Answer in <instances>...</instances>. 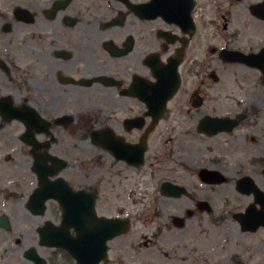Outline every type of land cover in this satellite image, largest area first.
<instances>
[{
	"label": "flooded vegetation",
	"instance_id": "obj_1",
	"mask_svg": "<svg viewBox=\"0 0 264 264\" xmlns=\"http://www.w3.org/2000/svg\"><path fill=\"white\" fill-rule=\"evenodd\" d=\"M181 111L198 142L191 185L123 189L116 199L130 211L106 213L115 204L104 178L67 175L70 161L52 153L76 137L137 175L153 166V137ZM14 122L34 181L26 198L0 189V263L23 241L4 208L17 200L30 216H49L34 227L27 264H96L101 218L121 219L124 233L97 264H251L247 252L264 264V0H0V130ZM136 146L140 167L109 150ZM183 197L181 212L163 201ZM224 221L245 247L233 253L227 237L218 259L216 240L200 230Z\"/></svg>",
	"mask_w": 264,
	"mask_h": 264
},
{
	"label": "rangeland",
	"instance_id": "obj_2",
	"mask_svg": "<svg viewBox=\"0 0 264 264\" xmlns=\"http://www.w3.org/2000/svg\"><path fill=\"white\" fill-rule=\"evenodd\" d=\"M144 49V45L139 43L136 52L132 55V73L136 71L135 67L139 65L140 57L138 54ZM232 78L235 77L233 76ZM182 113L181 111L177 117L168 122L153 137L149 158L153 166L137 172V175H132V171H127L122 165L115 166L116 164L112 163L109 156L99 149L74 145L77 143L76 137H73L71 142L68 140L70 143H66L65 147L52 148V153L59 154V156H63L70 161V169H67L65 172L67 175L90 174L92 177H95L94 179L104 178V195L108 196L110 194L113 197L111 204H115L113 208H105L106 213L117 212L118 207L122 208L124 206L126 207V211H130L131 208L128 202L116 199L118 193L124 192L123 189L127 190L130 187L142 188L144 186L157 188L160 187L159 182L164 179L180 181L191 185L192 174L194 172L193 166L196 161L194 150L198 142L192 132L186 127L188 121H186ZM19 133L20 127L16 122L7 124L6 128L0 130V189H11L15 193H22L23 198H26L24 194L29 192L34 181L32 170L33 155L31 149L21 143L17 137ZM161 134H163V137H159ZM168 150H171V153L175 154L170 159H167L166 156ZM88 159H91L90 163H87ZM149 172L153 174L148 175L147 173ZM163 201L164 203H173L172 207L175 212H181L187 208L188 198L183 197L178 201L171 202ZM4 208L11 213L10 218L12 216L14 219L13 225L16 237L23 240L21 247L18 248L15 245L11 248L8 261L5 264H27L23 261L22 254L28 247L34 244V239H36V234L33 232L34 227L41 225V221L47 220L49 216L45 215L43 219L30 216L25 210L23 201L11 200ZM132 213H135V210H132ZM209 218L205 216L206 220L211 221ZM219 225L221 227H218ZM218 226L214 230L209 226L200 230L201 236L208 235L210 239L214 238L216 240L218 259L226 257L225 254H221L219 247L222 240L227 237L233 239L231 251L233 253H243L244 242L235 236L236 230L231 226L229 221H224L223 224L219 223ZM244 257L252 261L251 264H259V256L255 252H247L244 254Z\"/></svg>",
	"mask_w": 264,
	"mask_h": 264
},
{
	"label": "water",
	"instance_id": "obj_3",
	"mask_svg": "<svg viewBox=\"0 0 264 264\" xmlns=\"http://www.w3.org/2000/svg\"><path fill=\"white\" fill-rule=\"evenodd\" d=\"M190 20V19H189ZM174 21L176 23L183 22V20L179 19H174L170 20ZM166 78H169L168 75ZM143 100H147V98L143 97ZM109 150L113 153V155L117 159L125 160L129 163H131L134 166L140 167L142 165V158H143V153H144V148L141 146H136L134 152L132 154L129 153L128 149H122V148H109ZM138 154V155H137ZM39 171V170H37ZM41 172V171H39ZM42 177H46L45 173H41ZM54 195V194H53ZM35 200L32 197L31 203H34ZM94 227L96 228V233L94 235L95 241L99 244L100 246V251H99V258L96 260V263L99 262V260L103 257L104 252L106 251V246L107 242L122 234L124 232V222L121 220H114V219H97L94 223ZM92 238H89V242H92ZM95 259H90L89 262L93 261Z\"/></svg>",
	"mask_w": 264,
	"mask_h": 264
}]
</instances>
